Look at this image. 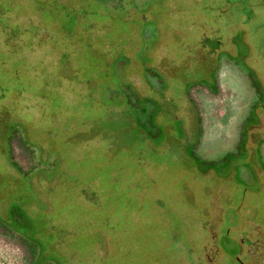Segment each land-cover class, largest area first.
I'll list each match as a JSON object with an SVG mask.
<instances>
[{
  "label": "rangeland",
  "instance_id": "374dc122",
  "mask_svg": "<svg viewBox=\"0 0 264 264\" xmlns=\"http://www.w3.org/2000/svg\"><path fill=\"white\" fill-rule=\"evenodd\" d=\"M255 14L240 29L225 0H0V264H264ZM14 73L42 75L32 104ZM66 81L101 117L45 105Z\"/></svg>",
  "mask_w": 264,
  "mask_h": 264
},
{
  "label": "trees",
  "instance_id": "16d2710c",
  "mask_svg": "<svg viewBox=\"0 0 264 264\" xmlns=\"http://www.w3.org/2000/svg\"><path fill=\"white\" fill-rule=\"evenodd\" d=\"M107 13L109 15L115 16V13L112 10H108ZM65 55L69 56L68 54H65ZM65 55H64V57H65ZM38 63H39V65L44 64L42 62V59H40V61H38ZM4 66H5V63L0 64V69H2L3 71H5ZM64 68L61 67V69L57 72L55 77H57V75H58L61 78H64V79L66 78L69 81L70 77H67V75L64 73V70H65ZM11 77H14L15 79L18 80V82L16 83L17 87L15 89L18 91L17 94L20 97V100L25 101L26 104H32V101H34L36 99V96L38 95L39 91L44 87L42 75L41 76L33 75L32 77H28L29 78L28 79L25 77H19L16 73H14L11 76H8V80ZM68 81L62 82L60 84V87H59L60 89L57 87H54V85H52V86L48 85L47 86L48 89H47L46 93H47V99L48 100H46V102H44L45 105L47 104V102L48 103L53 102V103L57 104L58 107L65 113V117L68 120L74 119L77 121H81V120L82 121H90V120L96 121L97 118L101 117V115L99 114V113H101L99 111V108H97V107L94 108L93 112L90 113L89 111H86V109L84 107L85 98L87 97L88 94H90V91L89 90L88 91H84V90L82 91L83 88H81L82 86L81 87L79 86V83L77 84L76 88H72L69 85V83H67ZM7 83H8V81H7ZM71 84L74 86V83H71ZM10 86L6 85V87H4L6 89V93L9 92ZM67 87H71V89L67 90ZM40 102H42V101H40ZM97 115H99V117ZM47 126H49L48 122H47ZM10 163H11V166L17 172H19L23 175L25 174L11 160H10ZM63 184H64V182H62L61 184H58V185L60 187H63L64 186ZM51 191L52 190H50L49 193ZM45 252H46V247H45V250L42 251L40 256L43 255ZM35 253H36L35 249H32V255H34Z\"/></svg>",
  "mask_w": 264,
  "mask_h": 264
},
{
  "label": "flooded vegetation",
  "instance_id": "af4514ba",
  "mask_svg": "<svg viewBox=\"0 0 264 264\" xmlns=\"http://www.w3.org/2000/svg\"><path fill=\"white\" fill-rule=\"evenodd\" d=\"M226 2V9L228 11H230L231 13L235 14L237 16V18H239L238 22L235 23V27L242 29V27H244L245 25L249 24L251 22V20L257 16L255 14V10L256 8H264V2L263 3H254V4H244L242 0H225ZM234 38V37H233ZM231 38L230 41H233L234 39ZM230 43V42H229ZM204 47L207 48V50L209 52H213L214 51V47H209L208 44L205 42L204 43ZM216 45H222V42L216 41ZM226 44H223V47L225 49V54H230V51L228 50V47L225 46ZM232 53V51H231ZM240 57V56H239ZM230 64L237 66L238 67V61L235 63L229 62ZM253 91V97L256 98L258 94L256 88L251 84L250 85ZM264 95V94H263ZM258 122H259V126L257 128H253V130H249L246 133V142H245V146L246 149L249 151V153L251 152V150L257 152L258 154V158L259 161L264 165V135H261L259 137L253 135L254 132H258V131H263L264 128V122L263 120L260 118V116L258 117ZM255 136V137H254ZM240 140V139H239ZM239 144V142H238ZM243 175V172H241V176ZM264 221V218L262 219ZM247 223L249 224H254V220H250ZM259 229H264V223H262V225H259ZM258 229V228H257ZM213 239H214V234L212 235ZM242 243H245L247 241L246 237L242 236V238L240 239ZM252 245V243L250 244Z\"/></svg>",
  "mask_w": 264,
  "mask_h": 264
}]
</instances>
